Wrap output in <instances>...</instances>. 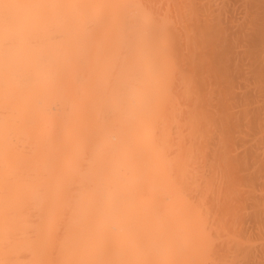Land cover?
I'll return each mask as SVG.
<instances>
[{
	"label": "bare ground",
	"instance_id": "obj_1",
	"mask_svg": "<svg viewBox=\"0 0 264 264\" xmlns=\"http://www.w3.org/2000/svg\"><path fill=\"white\" fill-rule=\"evenodd\" d=\"M0 264H264V0H0Z\"/></svg>",
	"mask_w": 264,
	"mask_h": 264
}]
</instances>
